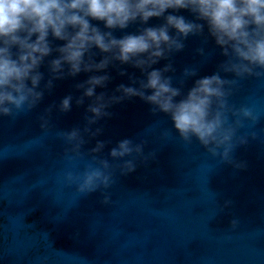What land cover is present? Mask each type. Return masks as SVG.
Listing matches in <instances>:
<instances>
[{
	"label": "water",
	"instance_id": "1",
	"mask_svg": "<svg viewBox=\"0 0 264 264\" xmlns=\"http://www.w3.org/2000/svg\"><path fill=\"white\" fill-rule=\"evenodd\" d=\"M185 43L174 57L176 74L191 64L199 76L210 75L219 57L194 58L199 40L190 37ZM109 72L114 78L108 90L128 82ZM86 75L56 81L51 94L27 114L0 117V264H40L44 257L45 264H264V78L243 81L230 97L232 104L252 106L261 117L238 130V135L257 134L232 153L244 168L217 163L219 158L196 142L184 144L169 118L152 114L139 98L114 105L112 117L100 121L103 134L95 138L112 142L104 154L130 138L146 140L144 152L155 157L127 175L117 173L106 190L111 203L102 204L100 191L81 195L62 178L65 170L78 171L87 161L70 163L54 132L82 125L84 106L53 111V132L42 133L37 121L49 104L78 95L72 85ZM95 139L84 148L94 146ZM225 201L230 203L222 207ZM232 219L238 220L234 229Z\"/></svg>",
	"mask_w": 264,
	"mask_h": 264
},
{
	"label": "clouds",
	"instance_id": "2",
	"mask_svg": "<svg viewBox=\"0 0 264 264\" xmlns=\"http://www.w3.org/2000/svg\"><path fill=\"white\" fill-rule=\"evenodd\" d=\"M153 18L159 23L150 24ZM190 37L199 40L194 58L219 57L210 75L199 76L191 64L176 74L174 57ZM109 69L128 82L108 90L114 78ZM81 73L86 78L72 85L78 95H65L37 116L42 133L53 132V111L84 106L82 125L54 132L70 163L87 161L78 171L63 172V182L77 193L100 191V202L110 204L106 190L117 173L127 175L154 159V152H144L146 140L123 138L105 155L112 142L95 139L104 131L100 121L112 117L110 109L132 98L148 104L154 115L165 114L184 144L196 142L219 158L217 163L244 168L232 153L257 134L237 133L246 121L254 126L261 117L252 106L232 104L230 97L243 81L264 78V0H0V117L31 112L56 81ZM93 139L94 146L85 149ZM237 223L232 219L230 229Z\"/></svg>",
	"mask_w": 264,
	"mask_h": 264
}]
</instances>
